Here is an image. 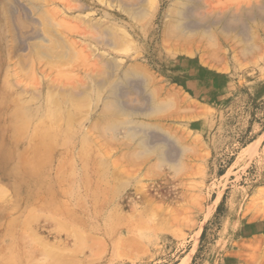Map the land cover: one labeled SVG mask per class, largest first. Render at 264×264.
Here are the masks:
<instances>
[{
	"label": "rangeland",
	"instance_id": "374dc122",
	"mask_svg": "<svg viewBox=\"0 0 264 264\" xmlns=\"http://www.w3.org/2000/svg\"><path fill=\"white\" fill-rule=\"evenodd\" d=\"M111 1L88 0L91 4L80 16L87 19L102 17L106 24L111 23L114 28L125 27V30L131 32L133 35L131 40L117 41L120 47H115L118 50L115 48L105 50H111L113 55L125 60L147 62L146 66L148 65L147 67H150L149 69L154 71L162 82L161 90L158 89V92H165L170 84L160 71L161 61L180 60L192 50L201 54L202 51L198 50V47L203 46L209 47L206 53L208 56H204L206 60L216 65L218 70H226L225 72L231 76L235 94L222 102L181 100L175 109L146 115L147 117H137V121L141 119L154 124L152 129L168 136L174 148L183 153H180L181 163L174 167L167 160H159L155 153L147 154L150 151L146 150V155L142 152V147L145 148L144 143L136 142L133 135L129 136L130 131L128 132L129 129L126 128L133 123L111 129L108 123L116 118L112 115L113 112L107 110L110 114L109 112L105 114L106 107L102 109L105 103L88 97H84L87 101L81 99V103L78 101L79 96L75 97V101L80 105L77 108L78 114L70 125L71 133L63 131L60 137L56 131L59 130L60 124L63 125L64 119L58 120L56 117L54 120L48 117V120L47 118L39 120L40 117L33 112L28 114V118L22 113L21 116H18L19 113L15 115L13 109L17 100L10 99H18L17 95L21 93L20 96L23 97L19 98L22 99L21 106L26 105L30 110H37L46 99V94L55 88L57 91L61 87L78 90L77 87L80 89L87 82L85 79L87 74L108 76L105 66L101 65L98 58L92 56L90 50L88 52V48L81 41L83 33L81 31H87L91 35L97 31L87 24L84 25L83 19L78 21L73 17L67 19L76 30L72 28L71 42L77 44L76 49L80 46L81 50L84 48L82 52H85L83 57L85 59L82 61L81 55L76 57L73 54L74 50L70 45V48L65 46L68 42L64 39L60 41L62 46H57L59 42L55 38V30L45 27L48 21L43 15L46 11L53 18L64 20L60 11L66 7L74 8L78 2L22 0V4L29 11L35 7L34 17L40 19L39 27L45 29L46 36L52 38V44L58 48L53 47L55 53L51 55L44 54L46 46H41L44 41L29 39L22 43L25 47L23 50L20 49L21 41L23 37L25 40L28 37L20 35L22 33L18 32L19 25L17 28L14 27L15 24H19L17 22L19 18L23 19V15L20 12L12 13L10 0H0V264H27L28 261L35 260L46 264L50 262L48 253L55 248L74 256V264H264V35H261V32L257 33L256 30L252 32V39L249 41L251 48L248 42L241 41V37L238 36L227 38V35L219 34L215 37L217 41H213L215 38L207 40L195 37L191 40L184 36L178 38L166 36L163 32L164 23L170 19L167 17L171 15L170 9L178 7L176 3L178 0H155L157 8L153 0ZM226 1L208 0L210 6H207V11L222 12L229 7L239 8L249 4L247 0ZM229 1H232L231 4ZM37 2H44L45 6L39 8ZM122 2L133 6L136 11L134 16L131 17L128 11L125 12ZM106 4L115 7L114 19L102 16L105 7L109 9ZM146 4H150L151 10ZM52 9L56 11L51 13ZM199 10L202 13L206 11L202 7ZM24 22L20 26L22 27V24H25L24 27L29 26L28 29L21 28L27 31L31 24L29 21V25ZM256 22L252 23L253 26L257 24ZM1 25L8 28L7 32L3 31ZM199 40L201 41L198 42ZM49 43L45 44L48 46ZM67 47L72 52L71 55H74V61L62 63L58 58H62L60 54L65 53L63 49ZM38 48H41L42 52ZM87 55L90 56L86 57ZM91 61L93 66L95 64L94 67ZM120 70L116 71V74H121L123 70ZM119 77L118 75L112 77L110 82L113 83ZM94 88L98 90L97 87ZM158 99L162 97L158 96ZM111 101L112 98L109 97L106 104H111ZM85 102H90L87 104L88 111L83 108L86 107ZM101 109L105 113H101ZM198 111L201 114L195 117ZM125 116L121 118L124 119ZM136 124L138 123L133 125ZM44 125L49 133L42 136L40 132ZM152 129L150 127L149 130ZM80 131L82 137L84 133L86 135L89 133L87 135L90 138L89 145L92 144L93 147L89 149L93 153H89L91 157L86 155V151L85 155L82 154L84 151ZM92 135L94 137L91 139ZM135 135L142 134L140 132ZM258 140L256 148L250 147ZM47 143H50L49 147ZM77 147L81 149L79 151L82 158L76 150ZM93 150L96 154L97 152L102 154L108 161L107 163L104 159V163L110 167L106 168L107 165L104 163L103 165L101 160L100 164L104 168H100L98 159L103 158L99 154L97 158ZM135 151L137 154H134ZM138 153L139 156L145 154L147 158L142 155L144 158L142 159V156H137ZM58 161L66 164L64 173H68L62 175L60 180L54 178L57 175L55 173L57 167L61 164ZM93 164H97L101 171L105 168L110 171L104 170L107 172L98 175L97 165ZM113 164L118 166L113 167ZM84 165H89L86 170ZM81 166L84 168L83 171ZM70 168L75 169L72 171L74 174L70 172ZM80 174L84 176L81 180ZM86 178L90 179L87 181ZM11 226H14V229ZM75 230L81 235H90V238L85 236V242L82 245L79 242L78 246ZM8 256L10 259L6 260L5 257Z\"/></svg>",
	"mask_w": 264,
	"mask_h": 264
},
{
	"label": "bare ground",
	"instance_id": "6f19581e",
	"mask_svg": "<svg viewBox=\"0 0 264 264\" xmlns=\"http://www.w3.org/2000/svg\"><path fill=\"white\" fill-rule=\"evenodd\" d=\"M9 1V0H8ZM33 1V0H32ZM36 1V0H35ZM47 1V0H46ZM112 1H116V0H112ZM111 1V2H112ZM149 1V0H147ZM155 0H153L154 2ZM219 1V0H218ZM226 1V0H225ZM236 1V0H235ZM239 1V0H238ZM249 2L248 5L250 6H246V5H242V6H239V8H234V7H229L227 8V10H222L221 11H211L209 12V10L207 11V6H210L209 3H208V0H178L176 1L178 7H172V12H171V15H165L167 17H169V21H167V23H164V28H163V32L167 35H172L176 38L178 37H182L184 36V38H191V40H193L195 37L198 39L200 37V39H210V38H215L217 35L221 34L222 36H225L227 35L226 37H231V38H237L238 37H241V41L243 42H248L249 44V48L250 47V43L249 41L252 39V32H254L255 30L258 32H261V35H264V33H262V31H264V0H247ZM50 2V1H48ZM76 2H78V4L74 7V8H63L62 11H60L61 13V16L62 18H64V20H61L60 18L57 20L55 18H53L52 15L48 14L45 10V13L43 14L45 16V19L48 21V24L45 25V27H48V29L50 30H55V38L56 40H58L59 44H55L57 46L60 47V41L61 40H65V42L67 41L69 43V40H70V37L72 36V31L74 30V26L70 25L72 24L70 21L68 22V18L69 17H73L74 19L77 18V21L78 19H83L84 21V25L87 24V26L93 28V30L95 29L97 32L94 34V35H91L89 32L87 31H81L83 32L81 34V41L84 42V44L86 45V47L88 48V52L89 50L91 51L92 53V56L94 58H98V61L100 63H102L101 65L105 66L104 69L106 68V72L108 73V76L106 77H103L101 75H99V77L97 76V74L95 75L94 73L93 74H87L85 76V79L87 80V82L81 85L80 89L79 87L78 90H71L69 89L67 86L68 89H63L62 87L57 91L56 88L55 90H52L50 92H48L46 94V99H44V102L43 104H41L37 110H30L25 106H21V102L20 100L22 99H19V98H23L20 96L21 93H19L17 95V98L18 99H10V100H13V101H16V103H12L14 104V109L13 111L16 113L15 115L18 114V116L22 113V114H25L26 118H28V114H32V112L40 117L39 120L42 119H46L48 120V117H51L52 119H56V117H58V120L61 118L64 119V123L63 125L60 124L58 126V131L57 134L58 136L61 135V133L63 131H69L71 133L70 130H72L70 128V125L72 124V120L74 119L75 115L78 114L77 112V108L79 104L78 101H80L81 99H83L84 97H88L90 99H94L95 101L97 100L98 102L101 101V103H105V106H102V109H105L106 107V113L102 111L101 109V113H105L107 114V110H110L113 112L112 115H114L116 118H114L112 120V122L108 123L109 127L111 126V129L113 127H118L119 125H122V124H126L128 126V123L131 124V123H138L136 125H133L132 126H128L126 128H128V132L130 131V134L127 132V134L130 135H133L136 142H143L144 143V149L142 147V152L145 153L146 150L147 151H150V152H147V154H151V153H155L156 154V157L159 159V160H167L168 162H170V165L172 167H174L175 165H179L181 163L180 161V150L178 151L177 148H174V144L172 142V140H170V138L168 136H166L165 134H162V133H159V132H156L152 129V127H154V124H151V123H148L147 121H144V120H139L137 121L136 119H138L137 117H141V116H150L154 113H157V112H162V111H166V110H170L176 106L179 105L178 102H180L181 100H194V101H218V102H222V101H225L227 98L233 96L235 94V91H234V84H233V79L231 78L230 75H228V73H226L224 70H218L219 68L216 66V65H213L211 64L210 62H208L206 60V58L204 56H208L206 53H207V50L209 49V47L205 48L203 46H199L198 47V50H201L202 53L201 54H197L198 52L192 50V51H189L186 56H183L180 60H174V61H169V60H166L164 62L161 61V65H160V71L162 72V76L170 83L169 84V87L165 90V92L163 91V93L158 92V89L161 90V86H160V78L159 76L152 70H150L145 63L147 62H136V61H133L132 59L131 60H125L124 58L122 57H119L117 55H113V51L111 52V50L113 48L117 49L116 47L119 46V44L117 43V41H119V39H122L121 41L123 40H131L132 38V33L131 32H128L127 30H125L124 28L121 29L120 26H117L116 28H114V26L110 25L111 23H109V21H107L109 24H106V22L103 21L102 17H92L90 19H87L86 17L82 18L80 16V14L83 12V11H86V9L89 8L90 4L91 3H88V0H76ZM101 2V1H100ZM106 2V1H105ZM120 2V1H119ZM140 2H142L140 0ZM152 2V0H151ZM230 2V1H229ZM232 2V1H231ZM230 2V4H231ZM36 3V2H35ZM52 3V2H51ZM108 3V1H107ZM121 3V2H120ZM146 3V1H145ZM149 3V2H148ZM156 3V1L154 2ZM153 3V4H154ZM227 3V1H226ZM10 4H11V7L13 8V11L12 13H16L17 12H20L22 13L23 15V19L19 18L17 22H19V24H15V28H17V26L19 27V31L20 34L22 37L25 36V37H28L27 40H25V38L23 37V40L21 41V45L22 43H24V41H28L29 39H42V41H44L45 43L47 42H50L52 44V38H48L46 35V32H45V29L43 30L42 28H40V19L34 17V11L35 10V7L32 11H29L27 7L24 6V4H22V0H10ZM38 7L39 8H43L45 6V3H38L37 2ZM102 4H103V1H102ZM151 3V5H153ZM214 4V3H213ZM224 4V3H223ZM222 4V5H223ZM239 4V3H238ZM26 5V4H25ZM32 5V4H30ZM29 5V6H30ZM48 5V4H47ZM53 4H50V6H52ZM107 5V4H106ZM147 5V4H146ZM150 5V4H149ZM147 5L148 7H150V10H151V6ZM212 5V4H211ZM36 6V5H35ZM125 7L126 11L128 13V15H130L131 17L135 15V9L133 8V6L129 3L125 4L122 2V7ZM156 8H157V3H156ZM238 6V5H237ZM236 6V7H237ZM108 8L105 7L104 9V13L102 16L108 18L110 17V19H114L115 18V14H116V10H115V7L112 5V4H108L107 5ZM200 7L202 8H205L206 11L204 13H202L200 9ZM47 8H50V7H47ZM54 8V7H53ZM111 8V9H110ZM113 8V9H112ZM223 8H224V5H223ZM148 9V8H147ZM57 10V8H56ZM55 10V11H56ZM54 10L52 9L51 10V13L53 12ZM54 11V12H55ZM53 12V13H54ZM79 13V14H76V13ZM19 13V14H20ZM59 13V12H58ZM56 12V14H58ZM15 15V14H14ZM20 15V16H22ZM86 15V14H85ZM118 15V14H117ZM16 16V15H15ZM129 16V17H130ZM14 17V16H13ZM47 17V18H46ZM103 17V18H104ZM72 18V19H73ZM71 18H69L70 20ZM16 20V19H15ZM25 22H24V21ZM45 20V21H46ZM79 20V22H80ZM28 21L29 23L31 24L30 26V29L29 30H23L21 28L24 27L25 24H22L23 26L21 27V23H27L28 24ZM43 21V20H41ZM257 21V22H256ZM253 22H256L257 24L253 26ZM81 23V22H80ZM42 24V22H41ZM75 24V23H74ZM106 24V25H105ZM115 24V23H113ZM3 26V25H1ZM27 27V26H25ZM24 27V28H25ZM29 27V26H28ZM28 27L26 29H28ZM42 27V26H41ZM76 27H77V23H76ZM73 28V30H72ZM85 27H83L84 29ZM90 28V29H91ZM78 29L80 30V28L78 27ZM8 28L3 26V31L7 32ZM43 30V31H42ZM76 31V30H74ZM89 33V34H88ZM94 33V32H93ZM74 34V32H73ZM255 34V33H254ZM18 35V34H17ZM132 35V36H131ZM169 37V36H168ZM59 38V39H57ZM62 38V39H61ZM72 38V37H71ZM173 38V37H172ZM188 39V41H189ZM217 38H215L213 41H215ZM53 40H55L53 38ZM73 40V39H72ZM179 41V39H177ZM218 40V39H217ZM216 40V41H217ZM185 41V39L183 40ZM201 40H199L198 42H200ZM210 41V40H209ZM43 42V43H44ZM62 42V41H61ZM120 42V41H119ZM187 42V41H186ZM197 42V44H198ZM211 42V41H210ZM224 42V41H223ZM41 44V46H46V50L45 48L43 50L44 54H48V55H51L53 53H55L54 51V48L57 46L54 47V44L49 45L47 46V44ZM66 43L65 46H68L70 45L71 49L74 50L73 54L76 55H81L82 57V61L83 57H85L84 53L82 52L84 50V48L81 50V46L76 49V43H73L71 42L70 40V43L68 44ZM128 44L130 42H127ZM64 44V43H63ZM76 44V45H75ZM131 44V43H130ZM219 44V43H218ZM26 45V44H25ZM121 45V44H120ZM176 45V44H175ZM217 45V44H216ZM40 46V47H41ZM42 46V47H43ZM62 46V45H61ZM116 46V47H115ZM125 46V45H124ZM225 46H227L225 44ZM224 46V47H225ZM54 47V48H53ZM68 47L67 49H63L65 50L64 52L66 53H70V55L68 54H65L63 53L62 55L60 54V56L62 57L61 59L58 58V60L60 62H69L70 60H73L74 58V55L72 56V52L68 50ZM69 47V48H70ZM120 47V46H119ZM190 47V46H189ZM212 47V46H210ZM217 47V46H216ZM30 48V47H29ZM28 48V49H29ZM37 48V47H36ZM63 48V47H62ZM105 48H111V50H105ZM20 49H25V47L22 45L20 47ZM32 49V48H31ZM39 49V48H38ZM41 49V48H40ZM39 49V50H40ZM58 49V48H57ZM55 49V50H57ZM126 49V48H125ZM214 49V48H213ZM248 49V48H247ZM10 50V49H9ZM30 50V49H29ZM60 50V49H59ZM58 50V52H59ZM62 50V49H61ZM118 50V49H117ZM177 50V49H175ZM185 50V49H184ZM41 51V50H40ZM178 51V50H177ZM187 51V50H186ZM42 52V51H41ZM56 51V54L58 53ZM62 53V52H61ZM82 53H83V56H82ZM177 53V52H176ZM175 54V53H174ZM182 54V53H181ZM68 55V56H67ZM58 56V55H57ZM90 55H87L86 57H88ZM245 56V55H244ZM49 57V56H48ZM59 57V56H58ZM210 58V57H209ZM222 58V57H221ZM88 59V58H87ZM169 59V58H168ZM208 59V58H207ZM43 60V59H42ZM41 60V61H42ZM21 61V60H20ZM26 61V60H25ZM28 61V60H27ZM74 61V60H73ZM56 62H57V59H56ZM85 62V61H84ZM87 62V60H86ZM88 64H90V62H87ZM92 61H91V65H92ZM23 64V62H22ZM47 65V64H45ZM52 65V64H51ZM76 65V64H75ZM97 65V64H96ZM53 66V65H52ZM60 66V64L58 65ZM93 66V65H92ZM95 66V64H94ZM93 66V67H94ZM98 66V65H97ZM51 67V66H50ZM100 67V66H99ZM204 67H207L209 68L210 70L214 71H210L205 74V69ZM218 68V69H217ZM101 69V68H99ZM123 70L121 74H116V71L118 72V70ZM223 69V68H222ZM67 70V69H66ZM120 70V71H121ZM35 72V71H34ZM32 71V73H34ZM100 72V70H99ZM102 72V71H101ZM105 73V72H104ZM32 75V74H31ZM104 75V74H103ZM116 75L120 76L117 80H115L113 83L110 82V79H112V77H115ZM33 76V75H32ZM31 76V77H32ZM80 80V78H79ZM208 80H211V82H208ZM53 82V81H52ZM18 83V82H17ZM50 83V82H49ZM55 84V83H54ZM108 84H111L110 86ZM76 85V84H74ZM9 86V85H8ZM52 86V85H51ZM51 86H50V89H51ZM217 86L218 89H216L215 87ZM59 87V86H58ZM94 87H97L98 90H95ZM53 88V87H52ZM106 88V91H104V89ZM36 89V88H35ZM29 90V89H28ZM35 92H37V95H39V92L35 90ZM55 92V93H54ZM63 92V93H62ZM17 94V93H16ZM36 94V93H35ZM15 95V94H14ZM81 95V96H80ZM44 96V95H43ZM78 97V101L76 102L75 101V97L77 98ZM156 96V98H155ZM158 96L162 99H158ZM82 97V98H81ZM112 98V103L109 105L108 104V98ZM35 98V97H34ZM85 101L86 98H84ZM84 99L82 101H84ZM34 100V99H33ZM25 101V100H24ZM43 101V100H42ZM91 101V100H90ZM29 101H27L28 103ZM110 102V100H109ZM81 103V101H80ZM107 103V104H106ZM185 103V101H184ZM194 103V102H193ZM11 104V105H12ZM38 104V103H37ZM87 104H90L85 102L84 105H86V107L88 106ZM83 105V106H84ZM7 106V104H6ZM98 106V105H97ZM85 106L83 108H85L86 110L89 109L88 107L86 108ZM13 108V107H12ZM82 108V109H83ZM81 109V110H82ZM175 109V108H174ZM191 109V108H190ZM193 109H195L193 107ZM12 110V109H11ZM84 110V112L86 111ZM186 110V109H185ZM29 111V112H28ZM88 111V110H87ZM82 113H83V110H82ZM100 113V112H99ZM80 114V113H79ZM87 113H85V116H86ZM110 114V112H109ZM198 114H201L200 111L196 112L195 114V117L198 116ZM83 115V114H81ZM80 115V117H81ZM123 115L125 116V118H121V116L123 117ZM21 116V115H20ZM89 116V115H87ZM118 116V117H117ZM120 116V117H119ZM193 116V115H192ZM60 117V118H59ZM106 117V116H105ZM147 117V116H146ZM190 118V117H189ZM50 119V122L51 120ZM77 119V118H76ZM84 119V117H83ZM82 119V120H83ZM46 120V121H47ZM75 120V119H74ZM125 120V121H123ZM31 121V120H30ZM33 121V120H32ZM97 121V120H96ZM95 121V122H96ZM104 121V120H103ZM107 121V120H105ZM109 121V120H108ZM26 122V121H24ZM23 122V123H24ZM35 122V121H34ZM42 122V121H41ZM40 122V124H41ZM55 122V121H53ZM52 122V123H53ZM60 122V121H59ZM94 122V121H93ZM98 122V121H97ZM36 123V122H35ZM49 123V122H48ZM56 123V122H55ZM81 123V122H80ZM79 123V124H80ZM27 124V122L25 123ZM30 123H28L29 125ZM157 124V123H156ZM16 125V124H15ZM42 125V124H41ZM101 125V124H100ZM107 125V126H108ZM49 126L51 127V125L49 124ZM56 126V125H55ZM56 126V127H57ZM74 126V125H73ZM95 127V125H93ZM99 126V125H98ZM139 126H143L141 129L139 128ZM158 126V124H157ZM161 126V125H160ZM159 126V127H160ZM93 127V128H94ZM106 127V126H105ZM151 127L152 130H149ZM21 128V127H20ZM91 128H92V125H91ZM101 128V127H100ZM108 129V127H106ZM105 128V129H106ZM148 128V129H146ZM74 129V128H73ZM82 129V128H81ZM85 129V128H84ZM96 129V128H95ZM103 129V128H102ZM109 128V130H111ZM98 130H99V127H98ZM96 130V131H98ZM108 130V131H109ZM116 130V129H115ZM27 131V130H26ZM100 131V130H99ZM102 131V130H101ZM105 132V130H103ZM124 131V130H123ZM126 131V130H125ZM142 135H139V136H136L135 134L137 133H140ZM34 133V132H33ZM49 131H46V127L45 125L42 126V130L40 132V135H46L48 134ZM64 133V132H63ZM70 133L68 135H70ZM81 133V131L79 132ZM107 133V132H105ZM36 133H34L35 135ZM66 134V133H65ZM78 134V133H77ZM93 134V133H91ZM90 134V135H91ZM114 134V133H113ZM50 135V134H49ZM54 135V134H53ZM52 135V137H54ZM86 134L84 133V136L82 137V133H81V141H82V144L83 145V151L82 154L85 155V151H86V155L88 154L89 157L91 153V151L89 150L92 146V144L89 145V137H87V135H89V133L85 136ZM36 136V135H35ZM128 136V137H129ZM136 136V137H135ZM37 137V136H36ZM61 137V136H60ZM77 137V136H76ZM94 137V135H92L91 139ZM100 137V136H99ZM32 138L34 139V137L32 136ZM39 138V137H38ZM58 138V137H57ZM101 138V137H100ZM64 140V139H63ZM79 140V139H78ZM96 140V139H95ZM107 140V138H106ZM105 140V141H106ZM123 140V139H122ZM80 141V142H81ZM111 141V140H110ZM37 142V141H36ZM42 142V141H41ZM55 141L53 140V143ZM57 142V140H56ZM94 142V141H93ZM258 141H256V143H254L253 145H251L250 147H253V148H256L257 145H258ZM78 143V142H77ZM92 143V141H91ZM102 143V142H101ZM104 143V142H103ZM102 143V144H103ZM108 143V142H107ZM48 144V143H47ZM106 144V143H104ZM42 145V143H41ZM50 143L48 144V147H49ZM78 146V144H76ZM94 145V144H93ZM99 145V144H98ZM107 145V144H106ZM127 145V144H125ZM135 145V144H134ZM35 146L36 144L33 146V150L35 149ZM73 146H75L73 144ZM90 146V147H89ZM3 147V146H2ZM28 147V146H26ZM88 147L87 149H84ZM96 147V146H94ZM42 148V147H41ZM75 148V147H74ZM78 148V147H77ZM79 148H82V146H79ZM76 149L79 154L81 153L79 150L81 149ZM248 148V147H247ZM246 148V149H247ZM4 149V148H2ZM7 149V148H5ZM9 149V148H8ZM7 149V150H8ZM50 149V148H49ZM52 149V148H51ZM69 149V148H68ZM93 149V147H92ZM101 149V147H99V150ZM250 149V148H249ZM11 150V149H10ZM28 151V149H26ZM71 150V149H70ZM90 152H89V151ZM252 150V149H251ZM254 150V149H253ZM50 151V150H49ZM97 151V150H95ZM111 151V150H110ZM126 151V150H125ZM5 152V151H4ZM8 152H11L12 151H8ZM26 152V151H25ZM24 152V153H25ZM51 152V151H50ZM74 152V151H73ZM71 152V153H73ZM94 152V150H93ZM141 152V151H140ZM139 152V153H140ZM195 152V151H194ZM47 153V152H46ZM69 153V152H68ZM95 155L99 154V156H102V154L98 153L96 154V152H94ZM110 153V152H109ZM132 153V152H130ZM136 153V151L134 152V154ZM139 153L137 156H139ZM144 157H145V154H143ZM28 154V152L25 154V156ZM79 154L77 153V155L79 156ZM93 154V153H91ZM106 154V153H105ZM133 154V155H134ZM137 154V153H136ZM141 154V153H140ZM146 154V155H147ZM183 154V153H181ZM14 155V154H12ZM19 155V154H18ZM69 155V154H68ZM76 155V154H75ZM81 155V154H80ZM130 155V154H129ZM140 155V156H142ZM22 156V154H21ZM41 156V155H40ZM45 156V155H44ZM77 156V157H78ZM97 155V158L99 157ZM135 156V155H134ZM139 156V157H140ZM48 157V156H47ZM100 157V158H101ZM129 157V156H128ZM25 158V157H24ZM79 158V157H78ZM82 158V155L81 157ZM142 159L143 156L141 157ZM147 158V156L145 157ZM75 159V157L73 158ZM94 159V158H93ZM98 159V165L100 168H104L102 166V164L104 163V161H106L107 159ZM129 159V158H128ZM68 160H69V163H70V159L68 157ZM68 160H63L65 162H68ZM81 160V159H79ZM102 160V161H101ZM104 160V161H103ZM146 160V159H145ZM27 161V160H26ZM32 161V160H31ZM63 161H58L60 162V166L57 167L58 169L56 170L57 172H55L57 175L56 177L54 178H58L60 180V177L63 175L64 176V167L65 165L62 164ZM73 163H74V160H72ZM83 161H86V160H83ZM91 161V160H90ZM97 161V160H96ZM102 164H100L101 162ZM44 160L43 158L41 157V163H43ZM82 162V161H81ZM108 163V161H106ZM104 163L106 168L107 167H110L108 166L107 163ZM24 163V162H23ZM37 161H36V166L37 165ZM75 163H76V160H75ZM83 163V162H82ZM85 163V162H84ZM83 163V164H84ZM89 163V162H88ZM86 163V165L88 164ZM97 163V162H96ZM116 163V162H115ZM30 164V162H29ZM81 164V165H83ZM95 164V163H94ZM93 166H96L94 165ZM103 164V165H104ZM119 164V162H118ZM155 164V163H154ZM25 165V164H24ZM45 165V164H44ZM69 164H67L68 166ZM84 165L85 167V170L88 168V166ZM98 165L96 166L98 169ZM114 165V164H113ZM116 165V164H115ZM115 165L113 167H115ZM123 165V164H122ZM118 166V165H116ZM35 168V167H34ZM82 168V166H81ZM82 168L81 170L83 171ZM96 168V169H97ZM102 169V171L99 169H97V174L98 175H103V172H105L104 170H109V169ZM66 169V167H65ZM71 169V168H70ZM90 169V167H89ZM93 169H95L93 167ZM95 169V170H96ZM120 169V168H119ZM35 170V169H34ZM75 170V169H74ZM73 169L68 170L70 172H74ZM94 170V171H95ZM29 171V170H28ZM67 171V170H66ZM80 171V170H79ZM81 171V173H82ZM92 171V170H91ZM110 171V170H109ZM72 172V173H73ZM90 172V170H89ZM107 172V171H106ZM105 172V173H106ZM115 172V170L113 171ZM116 172H118V170H116ZM78 173V172H77ZM80 173V172H79ZM94 173V172H92ZM96 173V172H95ZM110 172H108L109 174ZM68 174V173H66ZM65 174V175H66ZM74 174V173H73ZM87 174V173H86ZM85 174V175H86ZM91 174V173H90ZM107 174V175H108ZM78 175V174H77ZM81 175V174H80ZM79 175V176H80ZM83 176V174L80 176V180L82 179L81 177ZM88 177L91 178V176H89L87 174ZM86 176V177H87ZM93 176V175H92ZM87 177V178H88ZM95 177V176H93ZM98 177V176H97ZM100 177V176H99ZM62 178V177H61ZM66 178V177H65ZM73 178V177H72ZM84 178V176H83ZM86 178V179H87ZM89 178V179H90ZM86 179H84L86 181ZM87 179V181L89 180ZM53 180V179H52ZM62 180V179H61ZM76 180H78V178H76ZM79 181V180H78ZM76 182V181H75ZM82 183V182H81ZM86 184V182H84ZM97 184V183H96ZM115 184V183H114ZM85 186V185H84ZM77 188V187H76ZM73 189V188H72ZM83 189V188H82ZM113 189V188H112ZM111 189V190H112ZM55 190V189H54ZM76 190V189H75ZM95 194V193H94ZM71 195V194H70ZM50 200V199H49ZM71 200V199H70ZM80 200V199H79ZM46 201V200H45ZM48 203V202H47ZM52 203V202H51ZM53 204V203H52ZM40 205V204H39ZM79 206V205H78ZM26 207V206H25ZM44 207H45V204H44ZM53 207V205H52ZM33 209H35L34 207H32ZM31 208V209H32ZM37 208V207H36ZM53 209V208H52ZM19 211V210H18ZM26 212V211H25ZM47 212H48V209H47ZM34 213V212H33ZM53 213V212H52ZM10 214V213H9ZM37 214V213H36ZM51 214V212H50ZM49 214V215H50ZM58 214V213H57ZM7 215V214H6ZM47 215V213L45 214ZM85 215V214H84ZM78 216V215H77ZM49 217V216H47ZM51 217V216H50ZM99 218V217H98ZM84 219V218H83ZM25 220V219H23ZM34 221V220H33ZM59 222V221H58ZM81 222V221H80ZM9 223V222H8ZM25 224V223H24ZM68 225V224H67ZM23 226V225H22ZM14 227V226H13ZM11 226V228H13ZM26 227V226H25ZM14 229V228H13ZM59 229V228H58ZM66 229V228H65ZM74 229V228H73ZM72 229V230H73ZM10 230V229H9ZM67 230V229H66ZM64 230V231H66ZM71 230V231H72ZM13 231V230H12ZM70 231V232H71ZM74 231V230H73ZM79 231V230H78ZM89 232V230H87ZM25 232V231H24ZM23 232V233H24ZM76 232V234H75ZM74 232V235H77L75 239L78 240V243L81 242V245L82 243H84L86 240L85 239V234L84 235H81L79 233H77V231L75 230ZM85 232V231H84ZM20 233V232H19ZM86 233V232H85ZM83 234V233H82ZM93 236V235H92ZM17 237V236H16ZM88 238H90V235L86 236ZM75 242H77L75 240ZM24 243V242H23ZM21 244V243H20ZM80 245V243L78 244V246ZM96 245V244H95ZM59 246V245H58ZM96 247V246H95ZM99 246H97L98 248ZM18 250V247L16 248ZM51 249V247H50ZM49 250V249H48ZM8 251V250H7ZM63 251V250H62ZM58 249H54L52 252L48 253V255H50V262L46 263V264H74V256L72 255H67L66 253L62 252ZM46 252V251H45ZM80 252V251H79ZM12 253V251H11ZM10 253V254H11ZM18 255L19 252H17ZM76 253V252H75ZM9 254V255H10ZM22 255V254H21ZM14 255L12 254V257ZM23 256V255H22ZM25 256V255H24ZM35 256V255H34ZM77 256V255H76ZM6 258H9L8 257H5ZM20 258V257H18ZM27 258V257H26ZM34 258V257H33ZM10 259V258H9ZM14 259V257H13ZM28 260H30L29 258H27ZM25 259V261L27 260ZM7 260V259H6ZM21 260V259H19ZM35 260V259H34ZM18 262V261H17ZM27 262V261H26ZM78 262V261H76ZM7 263V262H6ZM8 264H11V263H8ZM27 264H44V263H41V262H37L35 260V262H29Z\"/></svg>",
	"mask_w": 264,
	"mask_h": 264
},
{
	"label": "crops",
	"instance_id": "0c3cea01",
	"mask_svg": "<svg viewBox=\"0 0 264 264\" xmlns=\"http://www.w3.org/2000/svg\"><path fill=\"white\" fill-rule=\"evenodd\" d=\"M204 69H205V74H204V75H206V73L209 72V69H206L205 67H204ZM208 82H211V80H208ZM215 88L217 89V86H216ZM218 88H219V87H218ZM214 102H217V101H214ZM190 124H191V123H190ZM190 124H189V125H190Z\"/></svg>",
	"mask_w": 264,
	"mask_h": 264
}]
</instances>
